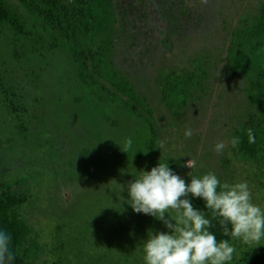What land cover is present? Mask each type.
<instances>
[{
    "label": "rangeland",
    "instance_id": "rangeland-1",
    "mask_svg": "<svg viewBox=\"0 0 264 264\" xmlns=\"http://www.w3.org/2000/svg\"><path fill=\"white\" fill-rule=\"evenodd\" d=\"M8 1L30 32L0 27V187L27 198L20 213L32 234L22 256L36 264H145L148 236L171 230L134 212L127 188L159 163L186 184L208 173L221 184L246 182L264 209V160L230 143L247 119L249 93L247 80L228 68L235 30L253 23L264 0H104L116 67L145 105L97 77L81 82L73 46L53 40L18 0ZM247 59L249 70L258 68L264 50ZM202 70V86L170 106L168 77ZM256 112L262 117L264 107ZM217 142L225 145L220 154ZM230 244L228 264L264 251V238Z\"/></svg>",
    "mask_w": 264,
    "mask_h": 264
},
{
    "label": "trees",
    "instance_id": "trees-1",
    "mask_svg": "<svg viewBox=\"0 0 264 264\" xmlns=\"http://www.w3.org/2000/svg\"><path fill=\"white\" fill-rule=\"evenodd\" d=\"M31 15L36 16L43 28L50 31L53 40L69 43L73 61L79 80L88 83V77L101 79L105 86L116 89L120 94L130 99L146 104L136 93L131 81L116 67L113 58L114 41L109 30L108 20L111 18L106 10L104 0H18ZM27 20L20 12L10 5L8 0H0V27L9 26L11 29L24 34ZM80 40L79 45L73 44ZM264 50V4L259 15L247 28L236 29L229 46L228 68L235 75L244 77L248 84L247 119L237 124L233 137H239L240 143L233 147L235 151L254 162L264 160V113L258 116L256 110L264 107V62L261 60L258 68L253 70L248 66V55L255 50ZM203 72L200 74H173L164 85V96L170 106H182L189 91L195 86H202ZM88 73V74H87ZM91 82V81H90ZM263 105V106H262ZM252 129L255 143L248 142L247 130ZM194 209L201 211L205 218L212 221V232L220 240L233 241L230 236L223 235V228L217 219H213L210 210L205 208L202 198L188 195ZM27 198L0 187V231L7 232L10 237V250L15 259L11 264H36L20 253V246L31 236L32 228L22 217L20 210ZM230 227V226H229ZM236 264H264V251L246 255Z\"/></svg>",
    "mask_w": 264,
    "mask_h": 264
},
{
    "label": "clouds",
    "instance_id": "clouds-1",
    "mask_svg": "<svg viewBox=\"0 0 264 264\" xmlns=\"http://www.w3.org/2000/svg\"><path fill=\"white\" fill-rule=\"evenodd\" d=\"M191 135L190 129L185 131L186 137ZM247 135L248 142L255 143L252 129L247 130ZM230 143L236 147L240 138L233 137ZM131 145L129 138L122 151L127 153ZM224 148L223 142H217L213 151L220 154ZM186 166L193 169V161L188 160ZM127 191V203L134 212L151 215L171 230L148 236L143 245L145 264H228L233 259L235 248L228 240L217 241L208 230L212 221L193 208L189 194L203 199L205 208L223 228V235L256 245L264 238V209L252 202L246 182L221 184L214 173H208L192 177L190 184H186L168 164L159 163L136 177ZM170 210L174 215H169ZM10 241V235L0 231V264H11L15 259Z\"/></svg>",
    "mask_w": 264,
    "mask_h": 264
}]
</instances>
